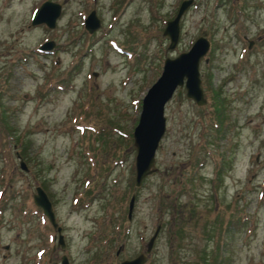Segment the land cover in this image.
<instances>
[{"label": "rangeland", "instance_id": "rangeland-1", "mask_svg": "<svg viewBox=\"0 0 264 264\" xmlns=\"http://www.w3.org/2000/svg\"><path fill=\"white\" fill-rule=\"evenodd\" d=\"M41 1L0 0V264H118L156 225L143 264H264V0H192L172 48L180 0H51L52 27L30 22ZM202 32L205 102L166 101L156 169L134 186L140 99Z\"/></svg>", "mask_w": 264, "mask_h": 264}, {"label": "water", "instance_id": "water-1", "mask_svg": "<svg viewBox=\"0 0 264 264\" xmlns=\"http://www.w3.org/2000/svg\"><path fill=\"white\" fill-rule=\"evenodd\" d=\"M192 0H180L174 15L165 21L162 34L167 35V47L172 48L178 37L179 18ZM59 3L51 0H43L34 10L30 19L31 24L44 22L48 27L54 25L56 16L59 13ZM99 25V19L95 16L94 10H90L83 19V26L91 32ZM251 41H249L250 44ZM52 45L51 41L42 43L39 47L46 49ZM209 40L202 32L190 44L187 50L180 51L176 55L165 56L162 60L161 70L156 79L146 88L140 99V110L137 122L132 128V145L134 154V186H138L142 178L156 169L154 165V151L158 141L165 130L164 104L174 93L176 99L182 94L191 98L196 104L205 102L198 71L199 58L206 52ZM182 87L184 91L182 93ZM19 166L26 169L22 158L18 155ZM33 203L38 206L50 225L56 231V243L63 247V237L60 233V225L52 210L51 202L43 189L36 185L31 194ZM134 201V192H131L127 203V217H129ZM159 225H156L152 234L148 237L144 252L135 256L122 259L118 264H143L146 253L149 252L153 239ZM118 248L116 249V252ZM60 264H67L64 254H61Z\"/></svg>", "mask_w": 264, "mask_h": 264}, {"label": "trees", "instance_id": "trees-1", "mask_svg": "<svg viewBox=\"0 0 264 264\" xmlns=\"http://www.w3.org/2000/svg\"><path fill=\"white\" fill-rule=\"evenodd\" d=\"M1 122H3V125L4 126H9L7 123H6V121L5 120H1ZM217 172V171H216ZM216 176H217V174H216ZM226 229H228V228H226ZM206 261V259L204 258V262Z\"/></svg>", "mask_w": 264, "mask_h": 264}]
</instances>
